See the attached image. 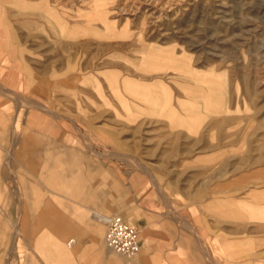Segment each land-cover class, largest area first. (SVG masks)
I'll return each instance as SVG.
<instances>
[{"label": "rangeland", "instance_id": "1", "mask_svg": "<svg viewBox=\"0 0 264 264\" xmlns=\"http://www.w3.org/2000/svg\"><path fill=\"white\" fill-rule=\"evenodd\" d=\"M0 264H264V0H0Z\"/></svg>", "mask_w": 264, "mask_h": 264}, {"label": "crops", "instance_id": "2", "mask_svg": "<svg viewBox=\"0 0 264 264\" xmlns=\"http://www.w3.org/2000/svg\"><path fill=\"white\" fill-rule=\"evenodd\" d=\"M46 81H48V77L46 78ZM14 127H15V124H14ZM26 134L27 136L25 138L22 139V141L19 142V144L22 146V148H25L27 150V148L29 147V143H30V139L32 138V131L27 129L26 130ZM81 181L82 180H78L77 183H80L81 184ZM75 183V184H77ZM73 184V186L75 185ZM87 194V193H86ZM41 193L39 192V200H38V206L36 207V211H38L39 213V216L38 218L40 219V216L43 215V212L41 211V197H40ZM75 195V191L73 190V194L72 196ZM100 206L101 205H98L99 207V210H100ZM52 207V206H51ZM51 209V208H50ZM99 210H96L94 211L93 213V217L95 219V221H98V218L97 216L101 215V211ZM123 214V212H120ZM125 215V214H123ZM56 216H58L56 214ZM81 219L83 217H80ZM101 223V222H100ZM42 223L38 222L36 225L33 226V230L39 234L38 235V242H32L33 245H34V248L36 250V252H38V255L43 258L46 262H51L53 260H55L56 258L59 259L60 262L63 263V261H69V259H71L75 254H79L81 253V249L79 247H76L75 249L73 250H69L67 249L61 242V240L57 239V237H55L54 241H53V248H51V250L45 245L46 243L44 242V237L45 236V233L42 231ZM50 227H55V224L53 222H51L49 224ZM32 230V231H33ZM71 226H66L65 227V230H63V232H59L58 233V237H65L70 231H71ZM31 231V232H32ZM71 241V240H70ZM70 241L68 242V244L70 243ZM132 260H135V259H132Z\"/></svg>", "mask_w": 264, "mask_h": 264}, {"label": "built area", "instance_id": "3", "mask_svg": "<svg viewBox=\"0 0 264 264\" xmlns=\"http://www.w3.org/2000/svg\"><path fill=\"white\" fill-rule=\"evenodd\" d=\"M105 225L107 227L106 245L127 259L137 258L142 248V239L137 228L127 222L123 216L117 214L106 216ZM74 241L72 240L71 243Z\"/></svg>", "mask_w": 264, "mask_h": 264}, {"label": "bare ground", "instance_id": "4", "mask_svg": "<svg viewBox=\"0 0 264 264\" xmlns=\"http://www.w3.org/2000/svg\"><path fill=\"white\" fill-rule=\"evenodd\" d=\"M164 111V110H163ZM105 217L106 215H99L97 216L98 220L102 223V224H105ZM72 241V240H71ZM71 241L69 244H71ZM129 260H132V259H129Z\"/></svg>", "mask_w": 264, "mask_h": 264}]
</instances>
